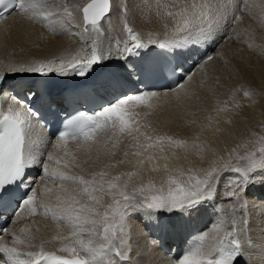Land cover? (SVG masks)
Segmentation results:
<instances>
[{
  "label": "snow or ice",
  "instance_id": "6c2138e0",
  "mask_svg": "<svg viewBox=\"0 0 264 264\" xmlns=\"http://www.w3.org/2000/svg\"><path fill=\"white\" fill-rule=\"evenodd\" d=\"M146 7L150 12L154 10L163 33L149 32L144 39L125 20L127 39L123 44L116 41L114 54L99 39H91L90 43L89 39L103 36L105 25L111 27L117 12L115 0H84L71 6L68 0H0V23L19 15L54 34L70 36L74 35L69 31L72 27L78 30L83 45L55 59L0 64V216L3 209L14 205L12 223L31 220L16 231L0 229V264H138V259L133 260V220L143 222V217H148L144 227L152 234L150 247L155 250L162 243L155 230L182 231L209 207H216L221 196L233 205L231 214L221 209L211 229L196 235L187 251L168 264H252L250 250L259 247L264 252V234L260 240L253 238L251 209L255 204L249 200V194L256 189L264 191V123L259 131L250 130L249 138L227 150V155L207 148L199 133L191 138L177 139L167 134L154 138L141 131L150 127L148 123L141 124L142 115L147 117L151 112L142 114L137 109H153L150 101L168 93L145 91L117 95L91 114L69 113L61 121L62 128L52 133L54 140L33 139L34 130L41 127L43 117L37 105L43 95L32 85L9 81H23L32 75L95 80L111 66L109 62L117 60L123 75L109 76L101 87L119 89L124 80H159L171 92L184 89L187 96L185 84L196 72L189 70L179 75L181 58L199 56L194 67L206 76L209 62L217 58L225 64L228 61L223 53L211 55L201 50L217 44L219 34L240 22L241 14L264 27V19H258L252 11L258 8L260 17H264V0L259 4L250 0H149ZM128 10L127 4L118 8L122 16ZM236 38L239 40V34ZM244 43L264 55V45H254L249 40ZM151 45L160 50L162 58L149 60ZM212 79L219 81V77ZM17 87L25 88L23 94L16 91ZM243 87L233 90V98ZM254 95L253 91L243 90V96L253 103ZM243 107L239 101L234 100L230 106L228 101L217 100L214 131H226L221 124L232 125L238 115L235 110ZM229 112L232 115L220 118V113ZM189 115L195 117L196 113ZM213 119L205 116L206 127L212 128ZM125 139L131 141L129 147L134 150H124L123 158L113 162L116 149ZM70 143L78 147L70 150ZM166 145L186 153L195 151L201 161L207 152L213 158L206 167L185 170L170 165L175 153L172 157L164 155ZM155 149H159V155L152 151ZM125 164L135 170L115 174L111 171ZM143 171H162L164 175L158 181H144ZM38 216L53 223L55 229L50 239H40L37 244L34 241L41 228L33 218ZM5 236L10 238L8 242ZM46 247L56 251H46Z\"/></svg>",
  "mask_w": 264,
  "mask_h": 264
},
{
  "label": "bare ground",
  "instance_id": "6f19581e",
  "mask_svg": "<svg viewBox=\"0 0 264 264\" xmlns=\"http://www.w3.org/2000/svg\"><path fill=\"white\" fill-rule=\"evenodd\" d=\"M84 0H68L69 6L74 3H83ZM149 0H115V7L117 12L113 15L111 21V27L105 25V36L96 37L102 42L105 48L111 47L113 53L116 52V41H120L121 44L127 39L124 32V21L135 30L142 34V38L146 39L149 32L162 34L164 29L161 25L149 27L146 21H143L139 16L148 13L149 9L146 7ZM154 3V0H153ZM254 3L259 4V0H254ZM122 4L128 5V12L126 16L119 14L118 8ZM143 6L146 10H143ZM253 13H258V8L252 9ZM69 31L74 35H68L67 33L54 34L47 28L28 21L22 16L13 15L7 21L0 23V64L8 63L10 61L24 62L29 60H47L55 59L63 56L66 52H74L75 50L83 47L81 39L78 34V30L69 27ZM237 31L239 34V40L236 35L230 32V27H226L217 37L218 43L212 48L202 49L208 54L215 55L216 53H223L224 59L228 61L227 64L219 58L209 62L206 66L207 75L204 76L200 71L195 68L196 74L193 76V83L187 82L185 89L188 90V95H184L185 90L181 89L180 93H174L170 90H164L157 93L167 92L168 95L158 96L152 99L150 102L153 104V109L138 108L137 111L143 112L150 111L151 115L143 117L140 120L141 124L148 123L150 127L142 128L141 131H146L155 138L156 135L167 134L173 138H191L195 134H200V140L205 142V145H211L214 149L220 148L218 140H228L230 131L224 132L214 131L216 127L215 120L217 118V100L223 102L228 101L231 106L235 101H239L244 105L242 109L235 110L238 115L234 116L233 124L237 128V132L231 135L229 141L236 144L241 140V144L244 142L245 137L250 136V130L259 131L262 123H264V55L259 53V49L255 51L248 48V45L244 43L245 40H249L254 45H264V30L257 29V26L249 22L245 27L244 25H238ZM108 34V37L106 35ZM250 33V34H249ZM229 37H232L231 39ZM94 37H90L89 43ZM155 46V45H151ZM150 47V46H149ZM190 63H196L200 57L195 56L193 58H186ZM110 63V67L104 73L100 74L102 83H105L107 78L111 75L122 76L123 70L119 68L120 61L113 60ZM193 63V64H194ZM32 81H35L36 75L30 76ZM213 77H219V81L212 79ZM208 83H202L207 80ZM26 81H31L26 79ZM127 82L128 85L138 84V81ZM253 91L255 93V103L243 96V90L237 92L233 98V90L240 89ZM103 89L111 90V88L102 87ZM113 89V88H112ZM115 93V92H114ZM177 95L181 98L177 100ZM108 100L109 95L106 96ZM251 105V107H249ZM190 113H196L195 117L190 116ZM213 116L212 128L206 127L207 121L205 116ZM222 119L225 115H232L229 113H220ZM192 119L196 120V123H190ZM221 127L227 129V125L221 124ZM224 134V135H222ZM245 136V137H244ZM44 138L43 131L36 130L33 134V139ZM143 139V138H141ZM131 141L128 139L123 140L118 149H116V156L112 158L113 162L123 158V151L129 152L134 149L130 148ZM43 150V145H40ZM70 150H75L78 145L70 143L68 145ZM158 155L159 149L152 150ZM172 153H175V157L171 158L169 163L171 166L184 168H200L206 167L210 159L205 157L204 161H201L196 155L195 151L186 153L182 148H176L174 146H165L164 155L172 157ZM224 154V153H218ZM81 159L84 158V154L81 152ZM213 158V157H212ZM103 157L101 161H103ZM161 164L164 161H159ZM91 164V161L89 162ZM100 165H96L98 168ZM88 167V165H86ZM149 166L145 165L147 169ZM135 169L128 164L118 165L117 168L111 171L119 173L121 171H134ZM164 173L143 171L141 172V178L147 181L149 178L159 180L163 177ZM134 182L136 180L134 179ZM250 202L255 204V207L251 209V231L254 234L253 238L260 240L262 234H264V191L259 188L249 194ZM233 205L227 203V197L221 196L219 204L216 207H209L208 210L193 221H191L185 229L180 232H160L156 231V235L161 237L162 243L153 250L150 247L151 233L144 227L147 224L148 217H143V222L136 219L133 220L131 227V242L133 246V260L138 259V264H168V262L174 260L176 257L181 256L183 252L195 242V236L201 232L208 231L212 225L218 221L221 215V209L226 212L232 211ZM239 216V212H237ZM37 221V226L41 228V232L38 234L39 238L34 243H39L40 239H50L55 225L48 220H45L42 216L33 218ZM31 223V220H23L19 223H12L11 219L7 224V228L13 231L24 227L25 224ZM192 225L195 226L192 227ZM35 231V229H33ZM64 231H67L66 229ZM193 233V235L189 234ZM9 237L5 236L4 241L8 242ZM148 242L147 248L142 249V245ZM145 245V244H144ZM146 246V245H145ZM186 246V249L182 251ZM46 251H56L54 247H46ZM173 250V251H172ZM145 251V254H143ZM252 264H264V252L259 247L250 250ZM173 253V254H172Z\"/></svg>",
  "mask_w": 264,
  "mask_h": 264
},
{
  "label": "rangeland",
  "instance_id": "374dc122",
  "mask_svg": "<svg viewBox=\"0 0 264 264\" xmlns=\"http://www.w3.org/2000/svg\"><path fill=\"white\" fill-rule=\"evenodd\" d=\"M259 2H260V0H259ZM250 3H254V0H250ZM143 10L145 11L146 10V7L145 6H143ZM242 15V20L240 21V22H238L236 25H234V26H232V27H234L235 28V31H233L232 30V27H230V32L233 34V35H236L237 33H238V31H237V27H238V25H244V27L249 23V22H251L252 21V23H254L256 26H257V29H262V30H264V27H261L260 26V23H258L257 21H254L251 17H249L247 14H241ZM257 17H258V19H264V17H260V15H259V9H258V13H256L255 14ZM140 18H142V20L143 21H146V23H147V25L149 26V27H154V26H156V25H161V22L159 21V20H157L156 18H155V16H154V10L153 11H151L150 12V10L148 11V13H146V14H144V16H142V15H140L139 16ZM106 35H107V37H108V34L106 33ZM94 39H96V37H94ZM223 61V60H222ZM208 80V79H207ZM190 84L191 83H193V78H192V80L191 81H188ZM227 131L229 132H231L230 133V136H229V138H228V140L226 139V140H223L222 142H221V140H218V143H220V148H218V149H214V147L213 146H211V145H207L206 147L207 148H211V149H213V150H215L216 151V153L218 154V153H224L223 155H227V150H229V149H231L232 147H234V146H236L237 144H241V140L238 138V142L236 143V144H234V142H231V141H229L230 139H231V135L234 133V132H237V128L235 127V125L234 124H232V125H227ZM222 135H224V134H222ZM245 137V136H244ZM248 137H245V140L247 139ZM244 140V141H245ZM241 151H243V149H241ZM198 156V155H197ZM206 156H207V158L208 159H212V153L211 152H207L206 153ZM228 214H231V209L230 210H227L226 211ZM147 223H149V221H147ZM192 227H194L195 228V226L194 225H192ZM147 229V228H146ZM148 230V229H147ZM149 231V230H148ZM150 233V232H149ZM190 235L192 234L193 235V233H189ZM146 246H145V245ZM143 245H142V249L143 250H145V247L147 248V244H148V242L146 241L145 243H144ZM173 251V250H172ZM143 254H145V251H144V253Z\"/></svg>",
  "mask_w": 264,
  "mask_h": 264
}]
</instances>
